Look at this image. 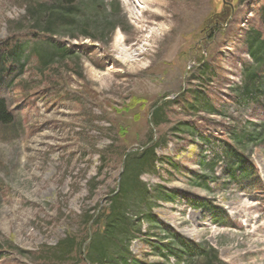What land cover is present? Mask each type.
<instances>
[{"label":"rangeland","instance_id":"rangeland-1","mask_svg":"<svg viewBox=\"0 0 264 264\" xmlns=\"http://www.w3.org/2000/svg\"><path fill=\"white\" fill-rule=\"evenodd\" d=\"M117 6L110 41L84 37ZM69 8L0 0V100L15 118L0 125V264H88L86 239L98 229L86 214L110 208L124 154L151 139L158 159L141 180L152 209L139 193L124 202L141 229L132 254L179 264L169 248L181 250L178 234L216 249L223 264H264V62L250 53L251 32L264 39V0H78ZM136 98L147 106L126 110ZM167 101L157 127L155 110ZM192 201L226 216L214 222ZM69 238L81 256L38 260Z\"/></svg>","mask_w":264,"mask_h":264},{"label":"trees","instance_id":"trees-1","mask_svg":"<svg viewBox=\"0 0 264 264\" xmlns=\"http://www.w3.org/2000/svg\"><path fill=\"white\" fill-rule=\"evenodd\" d=\"M59 1L70 8L78 2V0ZM41 7H45L44 4H41L39 8H33V13H39ZM119 15L120 8L117 6L113 9L111 16H108L105 19V23L93 32L94 34L90 33V30L85 29L83 32L84 37L91 38L96 41H102L103 39L108 38L110 41L116 29L120 27V22L115 20V17H118ZM260 18L264 24V11H262ZM46 31H48L47 33L53 32L52 26L47 28ZM262 34L263 33L258 30L251 32L250 34V53L259 66H262V63L264 62V39L262 38ZM64 53L65 55L71 54L70 51ZM253 76L254 75H249L248 78L252 79ZM147 103L148 102L145 99L136 98L131 102L126 110L132 111L131 109L136 107L144 109L147 106ZM167 104L168 101L164 102L160 108L155 110L152 122L157 127L162 123V109ZM14 120V115L10 111L7 102L5 100H0V125L12 124ZM121 133L125 135L126 129H121ZM157 145L158 144H155L154 140L151 139L150 144L142 150L134 152V154L125 153L122 183L111 198L110 208L107 210L102 209L97 216L86 214V223H88V225L91 224L93 229H98L95 231L96 239H93L94 235H92L91 238L88 237L86 239L89 244H87L84 250V255L88 264H148L146 261H142L138 257L134 256L130 250L131 239L134 238L137 233H141V229L132 219L128 217V208L125 207L124 202L129 198L131 200H136L137 197H135V195L136 193H139L141 199L145 201V205H147L149 209L151 208L149 200L150 193L146 186L142 183L141 177L147 171H153L155 169V164L158 159L156 152ZM134 159L136 161L135 164L132 165L131 160ZM243 168L244 176L248 177L251 170H249V168H245L244 166ZM132 185L133 191L128 193L127 189ZM165 195H167L165 192L159 193L161 199H164ZM191 203L193 208L203 209L206 214L211 215L214 222L220 220V216H226V212L214 203L201 201H192ZM149 217L152 225H158V219L153 218L152 211L150 212ZM174 239L175 243L181 250H178L176 253L172 250V246L169 248L171 253H173L178 260L179 264H197L198 261H201V259H205L207 261L206 264H213V261H217L218 264H223L216 249L183 239L178 234H175ZM99 241H103V245L100 244ZM81 247L82 244H78L75 238H69L60 242L57 247H46L43 249L38 260H43L45 262L49 261L52 263H64L72 258L77 251L81 256L83 254L81 252ZM208 252L211 253L213 258L212 261L207 258ZM184 259H187V262L184 263Z\"/></svg>","mask_w":264,"mask_h":264}]
</instances>
